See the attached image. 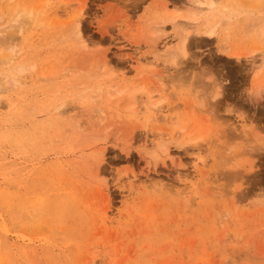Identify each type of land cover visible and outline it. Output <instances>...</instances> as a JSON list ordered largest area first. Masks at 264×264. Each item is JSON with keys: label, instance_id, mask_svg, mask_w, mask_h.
<instances>
[{"label": "rangeland", "instance_id": "obj_1", "mask_svg": "<svg viewBox=\"0 0 264 264\" xmlns=\"http://www.w3.org/2000/svg\"><path fill=\"white\" fill-rule=\"evenodd\" d=\"M241 1L208 39L196 0H0V51L34 66L0 93V264H264V0Z\"/></svg>", "mask_w": 264, "mask_h": 264}, {"label": "bare ground", "instance_id": "obj_2", "mask_svg": "<svg viewBox=\"0 0 264 264\" xmlns=\"http://www.w3.org/2000/svg\"><path fill=\"white\" fill-rule=\"evenodd\" d=\"M195 1V0H194ZM196 2H197V6H198V4H199V6H198V12L197 13H192V15H193V17L191 16V19L193 20V21H198L197 19H199V18H197V17H200L199 15H202V14H204V15H206L205 16V18H204V21H203V19H201L202 21H203V24L201 25V26H203V32H202V35H204V37H206V38H208V39H210V38H213V36H214V34H215V26H217L216 24H218L219 22H220V20H225V21H222V22H228V23H232L231 21H233V19H235V18H237V17H239V16H241V14L244 16L243 18L245 19V21L248 19V17L249 16H247L246 14H251V13H253V11H254V9L256 8V7H246L245 5H247V4H245L244 2V4L242 3V1L240 0H228V3H226V4H220L217 0H204V1H199V0H196ZM226 2H227V0H226ZM248 6V5H247ZM254 6H257V5H254ZM258 9H259V7H258ZM256 10V9H255ZM260 10V9H259ZM259 10H257V11H259ZM261 11V10H260ZM201 12H203L202 14H201ZM19 14L17 13V20L15 19V20H12V21H10V22H12L11 24H9L8 26V28H6L5 30L7 31L8 29H10L11 30V26H12V30H13V25H14V27L16 28V26L19 24L18 22H21V24L23 23V21H24V19H28L29 18V16H30V14H27V15H25V18L23 17L24 15H21V13H20V15L19 16H21V17H23L24 19L22 20L21 19V17H20V19H18V16ZM15 16V17H16ZM247 16V17H246ZM263 16V15H262ZM187 17V16H186ZM235 17V18H234ZM242 17V16H241ZM260 17H261V15H260ZM259 17V18H260ZM215 18H218L216 21L217 22H215L214 20H215ZM242 18V19H243ZM250 18V17H249ZM264 20V16L263 17H261L260 19H256V22H254L253 21V19L251 20L254 24H256L257 25V23H258V25H259V23H260V21L262 22L261 24H263L264 23V21H262V20ZM19 20V21H18ZM187 20H188V18H187ZM15 21H17V22H15ZM174 22V18H170V22ZM211 21H214L215 23L214 24H212V26H210V27H207L208 25H209V23L211 22ZM235 21V23H236V19L234 20ZM233 21V22H234ZM238 21V20H237ZM244 21V22H245ZM258 21V22H257ZM221 22V23H222ZM243 22V21H242ZM16 23H17V25H16ZM76 23H78L77 21H76ZM193 23H195V22H193ZM192 23V24H193ZM221 23H219V24H221ZM234 23V24H235ZM238 23V22H237ZM79 24V23H78ZM191 24V23H190ZM224 24V23H223ZM233 23H232V27H233V25H234ZM247 24V23H246ZM76 26H72V27H75L76 29L74 30V28H73V31L74 32H76V33H81V31H80V26L79 25H77V24H75ZM236 26H238V24H235ZM79 26V27H78ZM175 26V25H174ZM185 26V25H184ZM187 26V25H186ZM185 26V27H186ZM195 26V25H194ZM223 26V25H222ZM246 26V25H245ZM250 27H251V24L249 25ZM261 26V25H260ZM259 26V33L262 35V33L264 32V25L263 26H261L260 27ZM187 28V27H186ZM192 28V27H191ZM195 28V27H194ZM238 28V27H237ZM245 28H247V27H245ZM19 29V30H18ZM23 27L22 28H20L19 26H17V29H16V31L14 30V32L15 33H17V32H21V31H23ZM184 29V28H183ZM223 29H225V28H223ZM11 30V31H12ZM199 30V29H198ZM25 32H26V29L24 30ZM23 31V32H24ZM181 31H182V28H181ZM7 32H9L10 33V31H7ZM14 32L12 31V35L14 34ZM23 32H22V35H23ZM25 32H24V34H25ZM177 32H179V31H177ZM176 32V33H177ZM185 34H184V33ZM246 32H247V30H246ZM250 33H251V30L249 31ZM19 33H17V34H19ZM76 33H74V34H76ZM180 33V32H179ZM183 33V34H182ZM182 33H181V35H183V36H181V37H177L178 39L180 38V41H179V45L177 46V48H175V49H173L172 50V52L170 53L171 54V56H169V59H167V61L169 60L170 61V64H176V61L179 59V58H183V57H185V54L187 53L186 51H187V49H188V47H186V45H187V38H188V33H189V31L187 32V30H184V31H182ZM250 33H249V36H250ZM258 33V34H259ZM246 34H248V33H246ZM245 34V35H246ZM259 34V35H260ZM11 35V36H12ZM15 35V34H14ZM76 35H78V34H76ZM179 35V34H178ZM229 35V34H228ZM258 35V36H259ZM260 35V36H261ZM176 36V35H175ZM173 37V39H176V37ZM259 36V37H260ZM0 37L2 38V37H5L3 34L2 35H0ZM14 38V37H13ZM258 38V37H257ZM6 39V38H5ZM15 40H17L16 38H14ZM13 39V40H14ZM8 40V39H7ZM228 40V39H227ZM230 40V39H229ZM5 41V40H4ZM8 42L9 41H6V44L7 45H3V48H5V51H3V52H1L0 51V93H2L3 91H7L8 89H11V88H13L14 86H16V85H20V84H24L26 81H25V77H24V74H25V72L27 71V69L28 70H30L32 67H34V66H32L31 65V67H29V66H27L26 67V65H24L25 63H26V61L28 60V59H26L23 55V57L24 58H19V60H18V62H14V56L19 52V51H17V53L16 54H14L15 52H13V50L12 49H14V50H16L15 48H14V46H13V44H12V41H10L9 42V44H8ZM4 44H5V42H4ZM11 44H12V47H10L11 46ZM5 46V47H4ZM12 48V49H11ZM224 49V48H223ZM223 49H221V50H223ZM225 50V49H224ZM226 52H227V50H226ZM238 52V51H237ZM237 52H233V53H230L229 54V56L231 57V58H234V59H236V60H240V53H237ZM20 53V52H19ZM253 53V52H252ZM227 54V53H226ZM243 54V53H242ZM18 55V54H17ZM160 56H161V54H159ZM158 55V56H159ZM169 55V54H168ZM187 55V54H186ZM163 56H166V55H163ZM242 56V55H241ZM17 57V56H16ZM15 57V58H16ZM167 57V56H166ZM161 58V57H160ZM181 58V59H182ZM242 58V57H241ZM22 59V60H21ZM245 59H247V58H245ZM172 66V65H171ZM174 66V65H173ZM27 68V69H26ZM33 69V68H32ZM31 69V70H32ZM3 82H5L6 83V86H3L2 87V83ZM117 85V84H116ZM123 85V84H122ZM125 85V84H124ZM213 85H215V84H213ZM120 86V85H119ZM110 87V89L111 88H113V87H111V86H109ZM101 88V87H100ZM114 90H115V88H113ZM125 89H127L126 88V86H123V88H121V89H117V90H115V94L114 95H112V96H117V95H120V94H123L124 92H125ZM98 90H100V91H98ZM107 90V89H106ZM112 90V89H111ZM131 90V89H130ZM138 89H134V92L136 93V91H137ZM98 93H99V95H98V98L100 97V92H102L101 91V89H99V87H98V89L96 90ZM133 91V90H132ZM211 91V90H210ZM138 92V91H137ZM140 92V91H139ZM214 96L212 97V95H211V99L212 100H214L215 98H219V96L221 95L220 94V91H219V87L216 85L215 87H214ZM97 93V94H98ZM104 93H106V91L104 92ZM94 94H96V93H94ZM107 94V93H106ZM134 94V93H133ZM132 94V95H133ZM145 94H147V93H145ZM211 94V93H210ZM104 95V94H103ZM107 95H109L108 97H111V95L109 94V92H108V94ZM106 95V96H107ZM203 95V94H202ZM201 95V96H202ZM208 95V94H207ZM146 96V95H145ZM197 96H200V95H197ZM206 95H204V97H205ZM208 97H209V95H208ZM91 98L93 99L94 98V95H93V97H92V95H91ZM95 98L97 99V97H96V95H95ZM135 98V97H134ZM202 98H203V96H202ZM209 98V99H210ZM111 99V98H110ZM109 99V100H110ZM132 99V98H131ZM197 99H200V98H197ZM108 100V99H107ZM108 100V101H109ZM144 100V99H143ZM160 100V99H159ZM92 101V100H91ZM99 101V100H98ZM131 101H133V100H131ZM154 101V102H153ZM191 101V100H190ZM189 101V102H190ZM199 101L200 100H198L196 103H194V104H196L197 106H198V104H199ZM205 101V100H204ZM134 102V101H133ZM143 102V101H142ZM158 102L159 101H155L154 100V98H153V96H151V95H147L146 96V98H145V100H144V105H143V108H144V112L143 113H146V119H148L149 121L150 120H152L153 119V116L154 115H157V113H159L160 114V116L165 112L164 110H161L160 109V104L158 105ZM195 102V101H194ZM207 102V101H206ZM206 102H204L203 104H205ZM136 103V102H135ZM160 103H162V100L160 101ZM198 103V104H197ZM201 103H202V101L200 102V104L199 105H201ZM62 104V103H61ZM61 104H59V105H55L54 107H53V110L54 111H60V109H62V108H60L62 105ZM64 104V103H63ZM132 104V103H131ZM137 104H138V102H137ZM136 104V105H137ZM140 105V104H139ZM138 105V106H139ZM192 105V104H191ZM194 106V107H197V106ZM205 105H207V103L205 104ZM204 105V106H205ZM64 106V105H63ZM189 106V105H188ZM203 106V107H204ZM135 107V106H134ZM142 107V106H141ZM190 107V106H189ZM193 107V108H194ZM130 108V107H129ZM133 108V107H132ZM139 110V109H138ZM171 110V109H170ZM173 110V109H172ZM152 111H155V112H152ZM164 111V112H163ZM61 112H63V110H61ZM65 112V111H64ZM139 112V111H138ZM167 112V111H166ZM60 113V112H59ZM134 113H136L137 114V112H134ZM60 114H62V113H60ZM139 115H140V112H139ZM138 115V116H139ZM175 115V114H174ZM173 115V117H175ZM137 116V115H136ZM159 116V115H158ZM150 117H152L151 119H150ZM156 117V116H155ZM172 118V117H171ZM187 127V126H186ZM186 127H184V129L186 128ZM182 129H180V131L179 132H182V131H186V130H188V128L186 129V130H184L183 129V127H181ZM180 135V134H179ZM200 138V137H199ZM198 140V138H196V139H192V140H190V143L191 142H193V143H195V141H197ZM197 149V148H196ZM198 150V149H197ZM165 153L166 154H168L167 153V151H165ZM197 160V159H196ZM201 160V159H200ZM196 167V166H195ZM198 167V166H197Z\"/></svg>", "mask_w": 264, "mask_h": 264}]
</instances>
